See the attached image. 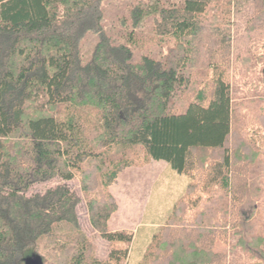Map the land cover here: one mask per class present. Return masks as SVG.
Returning <instances> with one entry per match:
<instances>
[{
    "label": "trees",
    "instance_id": "obj_1",
    "mask_svg": "<svg viewBox=\"0 0 264 264\" xmlns=\"http://www.w3.org/2000/svg\"><path fill=\"white\" fill-rule=\"evenodd\" d=\"M137 1L0 0V264L42 244V264H125L109 188L150 161L192 181L139 264H264V97L237 86L264 64V0L234 59L240 0ZM56 179H79L106 259L68 185L30 193Z\"/></svg>",
    "mask_w": 264,
    "mask_h": 264
},
{
    "label": "rangeland",
    "instance_id": "obj_2",
    "mask_svg": "<svg viewBox=\"0 0 264 264\" xmlns=\"http://www.w3.org/2000/svg\"><path fill=\"white\" fill-rule=\"evenodd\" d=\"M132 1L134 4L139 3L137 0H116L119 3H132ZM145 1L143 0V2ZM245 2L247 1L240 0L242 8L239 11L234 7L236 2L232 6L230 5L233 13L228 17V20L231 22L233 59L239 54L246 53L248 46H250L244 30L251 11L247 5L245 6ZM224 6L229 9L227 4ZM256 35L262 37V41H258L257 44L258 53L264 54V33ZM170 46H172V42L166 44L164 51ZM263 65L257 66L254 80L250 78L246 80L248 87L243 86L244 81L237 84L241 91H245L248 98L253 97L257 87H259L258 92L264 97ZM235 77L238 78V75ZM251 132L259 139V144L264 141L259 138L258 132ZM191 181L190 176L181 175L165 163H154V161L122 170L116 182L109 188L118 206L117 211L109 221V230L112 232H134V241L130 245L128 260L125 264H139L141 262L154 233L160 227L166 226L170 211L179 198L184 195ZM60 184L68 185L80 197L81 202L77 207V215L81 231L93 243L97 257L101 260L106 259L110 250L109 243L100 236L90 223L87 200L79 179L67 183H62L56 179L34 186L30 193H44L47 189L55 188ZM48 249V246L42 244L33 254L44 256ZM31 256L33 255H28L25 259Z\"/></svg>",
    "mask_w": 264,
    "mask_h": 264
},
{
    "label": "water",
    "instance_id": "obj_3",
    "mask_svg": "<svg viewBox=\"0 0 264 264\" xmlns=\"http://www.w3.org/2000/svg\"><path fill=\"white\" fill-rule=\"evenodd\" d=\"M24 264H42L41 258L33 255L24 260Z\"/></svg>",
    "mask_w": 264,
    "mask_h": 264
},
{
    "label": "crops",
    "instance_id": "obj_4",
    "mask_svg": "<svg viewBox=\"0 0 264 264\" xmlns=\"http://www.w3.org/2000/svg\"><path fill=\"white\" fill-rule=\"evenodd\" d=\"M154 163H165L166 165H168V163L164 162V161H161V162H155ZM169 166V165H168Z\"/></svg>",
    "mask_w": 264,
    "mask_h": 264
}]
</instances>
